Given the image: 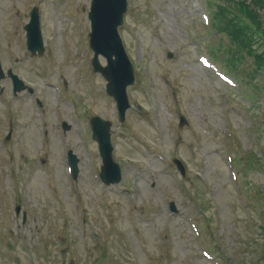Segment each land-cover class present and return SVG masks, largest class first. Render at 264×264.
I'll return each instance as SVG.
<instances>
[{"label": "rangeland", "instance_id": "obj_1", "mask_svg": "<svg viewBox=\"0 0 264 264\" xmlns=\"http://www.w3.org/2000/svg\"><path fill=\"white\" fill-rule=\"evenodd\" d=\"M34 3L0 0L3 66L12 67L35 86L46 104L50 129L49 137L43 139L35 101L23 96L14 103L13 136L5 140L9 124L0 104V136L8 144V170L14 174L11 177L9 171L0 170V188L6 193L5 208L0 203V229L7 226L19 231V239L12 240L16 247L13 254L17 255L12 264H95L96 259L99 264H213L202 255L201 247L206 245L216 255L215 251L229 256L231 264H264V229L254 234L258 221L250 219L252 202L260 208L255 183L264 189V172H253L249 179L241 180V189L232 183L224 161L223 127L229 122L237 127L235 157L254 150L260 154L264 130L255 132L257 123L244 110L231 108L225 90L197 63L193 43L196 29L183 0H130L133 13L126 16L122 35L142 76L129 90L133 107L124 123L119 122L115 104L107 97L106 80L101 75H96V80L87 72V60L80 52H72L69 59L65 56V36L50 0L42 6L48 29L47 53L34 58L11 35L13 12L19 11V20L25 23V9ZM74 14L81 18L83 12L77 9ZM155 30L162 39L154 37ZM211 38L215 45L220 37L213 34ZM168 50L173 54L170 59L165 55ZM43 74L51 85L59 84L60 76L66 78V94L75 98L81 109L112 122L114 157L124 175L118 185H134L133 198L98 188L87 164L90 153L78 143L72 128L63 131V121L73 124V115L54 88L44 85ZM255 82L263 85L264 76ZM0 84L6 85L8 94L9 82ZM141 87L150 97H144ZM172 92L178 94L190 120L188 127L181 128L179 139L174 136L177 125ZM141 116L152 117L158 129L148 126ZM62 138L70 142L79 158L77 186L83 194L79 212L74 209L75 198L66 175ZM145 145L182 159L187 167L184 183L174 185L163 164L147 152ZM142 167L147 169L141 172ZM197 184L200 186L196 188ZM170 199L181 209V215H168ZM16 204L27 211L25 224L14 213ZM185 211L196 219L200 237L186 222ZM39 238H44L43 245ZM89 246L91 254L87 253ZM5 253L0 248V264H7Z\"/></svg>", "mask_w": 264, "mask_h": 264}, {"label": "trees", "instance_id": "obj_2", "mask_svg": "<svg viewBox=\"0 0 264 264\" xmlns=\"http://www.w3.org/2000/svg\"><path fill=\"white\" fill-rule=\"evenodd\" d=\"M241 31H242V30H241V29H239L237 32H238V33H240V35H241Z\"/></svg>", "mask_w": 264, "mask_h": 264}]
</instances>
